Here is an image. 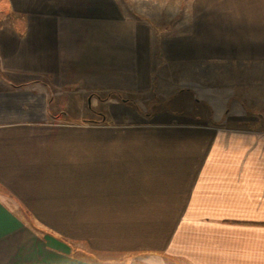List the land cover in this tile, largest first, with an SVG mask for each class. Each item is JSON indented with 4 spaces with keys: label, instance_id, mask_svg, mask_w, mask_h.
Segmentation results:
<instances>
[{
    "label": "crops",
    "instance_id": "obj_1",
    "mask_svg": "<svg viewBox=\"0 0 264 264\" xmlns=\"http://www.w3.org/2000/svg\"><path fill=\"white\" fill-rule=\"evenodd\" d=\"M0 264H264V0H0Z\"/></svg>",
    "mask_w": 264,
    "mask_h": 264
},
{
    "label": "rangeland",
    "instance_id": "obj_2",
    "mask_svg": "<svg viewBox=\"0 0 264 264\" xmlns=\"http://www.w3.org/2000/svg\"><path fill=\"white\" fill-rule=\"evenodd\" d=\"M215 71H216V74L218 75V77L220 78V76H221V73H222V69L221 68H215ZM248 77V76H247ZM220 80V79H219ZM249 88V90L251 91V90H253L255 87H248ZM126 261H128V260H126Z\"/></svg>",
    "mask_w": 264,
    "mask_h": 264
}]
</instances>
